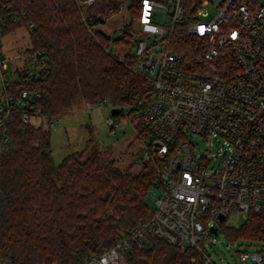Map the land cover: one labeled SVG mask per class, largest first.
<instances>
[{
  "label": "built area",
  "instance_id": "built-area-1",
  "mask_svg": "<svg viewBox=\"0 0 264 264\" xmlns=\"http://www.w3.org/2000/svg\"><path fill=\"white\" fill-rule=\"evenodd\" d=\"M95 1L76 0L81 9ZM120 11L127 18L109 33L105 50L112 53L115 40L128 35L129 42L123 38L119 45L135 49L133 71L150 82L152 93L132 105L103 99L87 107H119L110 132L121 126L122 116L141 135L143 162L154 168L149 193L155 207L149 218L81 264H135L129 255L150 236L196 248L202 264H216L206 241L220 225L234 227L240 216L264 214V0H122ZM12 20L19 22L17 16ZM0 22L6 27L8 17ZM2 28L0 160L15 133L47 120L36 102L42 96L37 83L49 73L44 49L29 45L5 55ZM193 135L205 141L202 152ZM237 255L264 264L258 249H239ZM0 264L18 263L0 258Z\"/></svg>",
  "mask_w": 264,
  "mask_h": 264
},
{
  "label": "trees",
  "instance_id": "trees-1",
  "mask_svg": "<svg viewBox=\"0 0 264 264\" xmlns=\"http://www.w3.org/2000/svg\"><path fill=\"white\" fill-rule=\"evenodd\" d=\"M121 1L96 0L81 9L76 0H0V17H8L6 27L0 22L3 34L25 27L30 46L47 54L49 73L37 83L42 96L36 102L47 120L69 113L80 100L132 105L151 95L150 82L133 71L134 60L105 50L112 39L99 25L119 12ZM123 38L129 42L128 35L115 41ZM93 141L88 139V146ZM85 151L71 152L57 163L49 128L33 124L14 134L0 160V258L18 264H81L151 216L150 164L142 162V169L133 172L121 168L108 148ZM222 229L230 239L264 241V214L251 212L241 228L224 223ZM200 257L196 248L150 236L129 260L202 264Z\"/></svg>",
  "mask_w": 264,
  "mask_h": 264
},
{
  "label": "rangeland",
  "instance_id": "rangeland-1",
  "mask_svg": "<svg viewBox=\"0 0 264 264\" xmlns=\"http://www.w3.org/2000/svg\"><path fill=\"white\" fill-rule=\"evenodd\" d=\"M126 18V13L119 10L106 22L101 23L99 28L108 34L112 33L125 22ZM158 20L167 24L164 14H160ZM119 44L112 48V53L132 59L135 49L132 46ZM29 45H31L30 32L25 27L18 28L2 38V49L7 56L14 55ZM111 110L109 105L88 109L87 102L80 100L69 113L59 117L53 126L49 125L48 120L41 119L39 123L51 130L55 161L59 163L67 154L75 151L86 150L85 153L88 155L97 148L102 151L108 148L121 168H130L133 172H139L142 169L144 158V142L137 135L134 125L126 117L120 116L121 126L117 127L115 133H111L109 126V120L112 118ZM90 138L94 141L88 146ZM192 140L197 152H202L206 147L205 141L199 135H193ZM147 202L154 209L155 202L152 193L147 195ZM244 222V217L240 216L234 228H241ZM206 244L208 253L216 264H256L251 260L243 262L238 257L237 250L247 248L264 252V241L244 237H239L237 240L230 239L225 235L222 225L219 227L218 234L208 239Z\"/></svg>",
  "mask_w": 264,
  "mask_h": 264
},
{
  "label": "water",
  "instance_id": "water-1",
  "mask_svg": "<svg viewBox=\"0 0 264 264\" xmlns=\"http://www.w3.org/2000/svg\"><path fill=\"white\" fill-rule=\"evenodd\" d=\"M105 21L102 20L101 23H104ZM112 114H118L120 112V108L119 107H114L112 110ZM221 218L224 220L225 219V216L222 215ZM214 233H217V228H213L212 230Z\"/></svg>",
  "mask_w": 264,
  "mask_h": 264
}]
</instances>
